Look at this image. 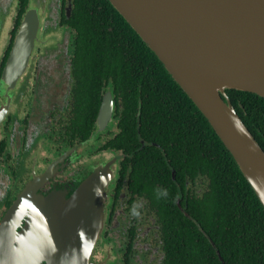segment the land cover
Segmentation results:
<instances>
[{
	"label": "water",
	"instance_id": "obj_1",
	"mask_svg": "<svg viewBox=\"0 0 264 264\" xmlns=\"http://www.w3.org/2000/svg\"><path fill=\"white\" fill-rule=\"evenodd\" d=\"M108 1L203 114L264 208V150L225 91L233 88L264 97V0ZM17 4L18 0H0V42L7 30L0 59L13 25L14 17H8L15 16ZM70 7L68 0L67 13ZM45 8L56 18L48 28L62 26L61 0H27L0 76V138L7 113L17 124L30 99L32 67L42 57L37 50L47 22ZM4 12L7 17L1 21ZM22 79L25 84L18 85ZM111 106L108 92L98 110L99 124L110 117ZM37 131L39 124L31 123L30 132ZM11 139L14 143L8 148L19 154V161L13 157L16 173L28 172L29 177L0 220V264H38L42 256L46 264H72L70 256L87 264L101 231L110 174L104 179L93 169L69 198L58 190L42 195L40 173L33 168L35 157L30 162L31 155L19 151V136ZM41 140L42 135L28 151ZM77 216L82 221L74 219Z\"/></svg>",
	"mask_w": 264,
	"mask_h": 264
},
{
	"label": "trees",
	"instance_id": "obj_2",
	"mask_svg": "<svg viewBox=\"0 0 264 264\" xmlns=\"http://www.w3.org/2000/svg\"><path fill=\"white\" fill-rule=\"evenodd\" d=\"M26 3L18 0L12 26ZM60 23L75 30L74 60L82 65L86 87L96 90L107 80L113 86L121 105L116 147L137 137L157 143L145 152L152 159L141 165L143 183L156 186L162 198L159 185L178 187L169 167L181 172L182 184L183 171L193 182L195 172L202 179V195L187 198L185 207L198 227L190 226L178 209L167 212L172 233L167 243L178 254L170 255L173 259L168 263L264 264L263 206L209 122L153 51L108 0H71L68 17L62 14L61 0ZM225 91L264 150V97L233 88ZM83 99L87 112L95 113L91 100L97 102L96 96L85 93ZM146 146L139 149L140 154ZM174 200L173 195L168 199L176 206Z\"/></svg>",
	"mask_w": 264,
	"mask_h": 264
},
{
	"label": "flooded vegetation",
	"instance_id": "obj_3",
	"mask_svg": "<svg viewBox=\"0 0 264 264\" xmlns=\"http://www.w3.org/2000/svg\"><path fill=\"white\" fill-rule=\"evenodd\" d=\"M67 4L68 0H62V14L65 17L69 16L71 8L67 13ZM19 18H15L18 21L10 30L5 55L0 59V76ZM61 24L73 33L69 63L44 64L43 61L48 57H41L40 63L37 62L34 66L35 76L30 99L25 102L24 114L19 116L20 120L15 124V117L8 112L3 122V134L0 138V220L16 198L20 187L24 186L25 178L29 177L28 172L24 175L16 173L13 157L19 161V154L13 155L8 148L14 143L11 138L19 136V151L31 155L30 162L35 157L33 168L40 173L42 185L38 187V191L42 195L58 190L63 193L64 198H69L79 181L93 169L104 179L110 174V190L101 231L91 254L86 258L87 264H169L168 260L173 259L170 255L178 254L170 251L167 243L172 235L167 212L173 208L178 209L191 221L190 226L196 225V219L185 207L187 198L202 195V179L195 172L193 182L189 173L183 171L182 184L179 180L181 172L169 167L170 178L178 183V187L171 190L165 184L159 185L160 195L164 198H159V194L155 192L156 186L154 188V185L143 183L140 177L143 170L141 165L147 158L152 159L145 152L149 147L157 146V143L137 137L132 141L127 139L129 144L124 147H116L121 105L115 98L113 86L107 80L96 90L86 87L82 65L77 59L74 60L75 30L66 23ZM20 84H25V81L22 79L18 85ZM108 92L111 96V114L99 124L98 110L103 96ZM85 93L86 96H96L97 102L91 100L94 116L86 110L83 99ZM31 123L33 126L39 124L40 131L30 132ZM41 135L42 140L37 142L38 145L28 151L27 148L35 145L33 141ZM146 144L144 152L140 154L139 149ZM160 151L165 156V151ZM57 195L58 193L53 194ZM172 195L176 206L168 201ZM68 212L64 210V213ZM74 219L82 221L80 216ZM217 255L219 258V253ZM42 257L38 264L47 263L45 256ZM77 259L70 256L69 262L80 264Z\"/></svg>",
	"mask_w": 264,
	"mask_h": 264
},
{
	"label": "rangeland",
	"instance_id": "obj_4",
	"mask_svg": "<svg viewBox=\"0 0 264 264\" xmlns=\"http://www.w3.org/2000/svg\"><path fill=\"white\" fill-rule=\"evenodd\" d=\"M50 1V0H48ZM17 7V6H16ZM46 7V6H45ZM43 16L46 17L47 22L45 23V27H43V42L42 46L38 47V52L41 53V56L44 57L46 54L48 57L47 60L43 61V63H53V62H62V64L66 65L69 62L66 61V58L64 55H67L68 61L70 60V54H71V48H72V31L68 27L60 26V24L49 26L48 23L51 24L56 18L52 16L50 13V10L45 8L43 10ZM7 17L6 13H3V17L1 21H4ZM14 14H11L8 19H13ZM6 26L4 27V29ZM4 31V30H3ZM7 36V30L4 31V36L1 40L6 39ZM39 37V32H38ZM0 42V46H1ZM53 53L54 55H51ZM41 59V58H40ZM39 62V61H38ZM40 63V62H39ZM34 70V66L32 67ZM56 69V67H54ZM68 73V70L66 74ZM32 86V83H31ZM30 93H31V87H30Z\"/></svg>",
	"mask_w": 264,
	"mask_h": 264
}]
</instances>
